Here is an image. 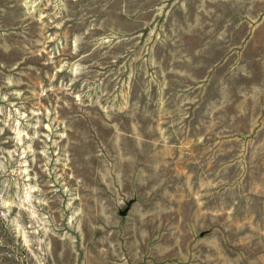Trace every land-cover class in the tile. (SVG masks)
Returning <instances> with one entry per match:
<instances>
[{
	"label": "rangeland",
	"instance_id": "374dc122",
	"mask_svg": "<svg viewBox=\"0 0 264 264\" xmlns=\"http://www.w3.org/2000/svg\"><path fill=\"white\" fill-rule=\"evenodd\" d=\"M0 264H264V0H0Z\"/></svg>",
	"mask_w": 264,
	"mask_h": 264
}]
</instances>
